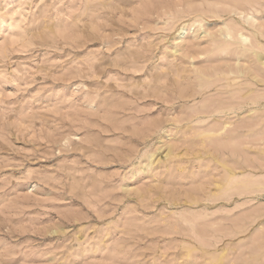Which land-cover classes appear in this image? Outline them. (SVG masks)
Instances as JSON below:
<instances>
[{
  "label": "rangeland",
  "instance_id": "rangeland-1",
  "mask_svg": "<svg viewBox=\"0 0 264 264\" xmlns=\"http://www.w3.org/2000/svg\"><path fill=\"white\" fill-rule=\"evenodd\" d=\"M233 1L0 0V264H264Z\"/></svg>",
  "mask_w": 264,
  "mask_h": 264
},
{
  "label": "bare ground",
  "instance_id": "bare-ground-1",
  "mask_svg": "<svg viewBox=\"0 0 264 264\" xmlns=\"http://www.w3.org/2000/svg\"><path fill=\"white\" fill-rule=\"evenodd\" d=\"M235 1H233L234 4L231 3L229 5L231 7V12L229 13L232 14V19H231L232 22L231 24L227 23L228 21L223 22V25L221 27L222 28L221 33L219 32L220 33L219 35H221V37L223 38L221 39V42L224 41L223 46L221 47V49L224 48L222 52H226L227 49L231 46L234 47V50L236 52L235 53L236 60H234L236 61L235 62L236 65L234 64L236 66L235 67L236 71H233L231 69L232 70L231 74L235 72L236 74L238 73L241 74L242 75L241 77H243V75L246 73V70L243 69L244 64L240 66V63H242L241 61L242 58L255 57V60L253 59V62L254 63L255 61L260 62V64L263 65L264 67V54L260 50L264 48V42H262L260 38V37L264 38V21H263L264 20V0H243V1L235 0ZM184 32L185 30L183 29L181 32H179V35H181ZM258 50H260L261 52ZM247 67L249 68V65ZM255 73L256 75H252L253 79H257L260 75V74H257V72ZM225 75H228L227 72ZM262 77L263 76H261V78ZM260 82H262V80ZM154 154H152V156Z\"/></svg>",
  "mask_w": 264,
  "mask_h": 264
}]
</instances>
